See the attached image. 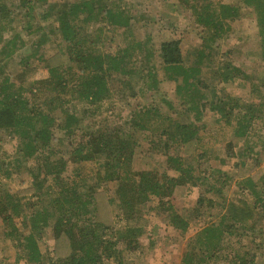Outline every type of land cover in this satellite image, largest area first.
I'll return each instance as SVG.
<instances>
[{
    "label": "trees",
    "instance_id": "1",
    "mask_svg": "<svg viewBox=\"0 0 264 264\" xmlns=\"http://www.w3.org/2000/svg\"><path fill=\"white\" fill-rule=\"evenodd\" d=\"M156 2L184 15L196 44L124 40L158 12ZM156 2L125 12L121 0H18L11 10L0 0V143L17 142L0 152V181L29 176L25 187L0 191V264H133L141 240L154 245L152 219L165 233L193 231L179 264L264 257V178L251 175L264 161V132L251 138L264 129V0ZM242 11L255 16L254 46L243 50L238 39L220 54ZM39 63L48 77L30 81ZM252 68L263 75H248ZM165 84L178 103L155 96ZM123 100L127 120L110 124L105 112ZM205 111L231 130L212 157L196 151ZM151 113L166 123L151 125ZM158 142L161 168H136L134 156ZM185 187L197 188L196 198L176 209L171 198Z\"/></svg>",
    "mask_w": 264,
    "mask_h": 264
},
{
    "label": "rangeland",
    "instance_id": "2",
    "mask_svg": "<svg viewBox=\"0 0 264 264\" xmlns=\"http://www.w3.org/2000/svg\"><path fill=\"white\" fill-rule=\"evenodd\" d=\"M18 0H5L6 4L9 5L10 10L14 8V6L17 4ZM145 3H143V7H147L148 4H152L153 0H143ZM156 2V0H154ZM164 1V0H161ZM228 1V0H224ZM139 0H121V5L124 8L125 12L129 11H136L138 8ZM156 10L158 12L150 19H147L148 21H144L142 23H139L138 25L134 26V30L132 34L124 35V40L128 41L131 38H134L135 40H139L141 42H147V44H151L152 46H156L160 41L168 39V38H181L182 43L184 46L187 45H194L198 41V37L194 33V29L192 26H189L187 21L183 18L182 15L177 16L174 13L169 12L167 9H164L161 7V5H158L160 3L156 2ZM240 21L236 22L233 26V33L230 35L229 38L222 39L219 42V48L218 49L221 54V51L224 53H230L232 52V44L236 40H242V48L245 50L248 48L247 44L250 46H254V39L256 36V24H255V16L247 11L240 12ZM123 30V29H122ZM120 30L119 32H121ZM185 31H188L187 33H184ZM8 34V33H7ZM5 35V37H8V35ZM185 35V36H184ZM183 37V38H182ZM238 37V38H237ZM237 38V39H236ZM123 39V38H122ZM250 39V43H248V40ZM118 38L116 42L118 43ZM235 44V43H234ZM61 46H63L61 44ZM28 47L31 50H34L32 44L28 43ZM256 48V46H255ZM254 48V49H255ZM256 50V49H255ZM42 51V49H41ZM57 52V51H56ZM55 51L50 50L48 54H54L56 55ZM235 63L237 61H234ZM238 63V62H237ZM45 63L38 64V70L35 72L34 76L30 78V81L34 80H43L48 77L47 70L45 69ZM13 67L10 66L8 69V72H12ZM255 69H249L247 71L248 75H257L258 77H261L263 75V72H255ZM172 88L169 86L163 85L159 88L158 93L155 95L156 97L161 95H166L169 98H172V101L177 102V98L174 93H172ZM227 93L234 94L241 100L247 99L249 100V94L247 90L243 89H229L225 88ZM219 90V89H218ZM264 94V90H260ZM254 96L251 101L256 102L257 100L260 101L261 98H258L261 96L260 93H253ZM39 97V96H38ZM249 97V98H248ZM38 101L35 100L33 103H37ZM128 100H123L117 103L115 106L113 105L114 109L113 111L105 112V116H109L108 122L110 124L112 123H118L121 124L124 123L127 120L129 108H127ZM139 105L141 104L140 101L137 102ZM156 103V101H155ZM157 104V103H156ZM147 105V104H146ZM144 104H141V108L146 106ZM112 108V107H111ZM140 108V107H139ZM211 112L205 111L204 116H210L208 119L205 120V127L203 131L200 133V139L197 142V150H201L204 153H207L208 157L215 156L216 154L220 153V148L224 144L225 141H227L231 137V130L223 127L220 124L214 123L213 116L210 115ZM153 113H151V121L150 124L156 126H163L166 123V120H162L161 116H158ZM143 122V119H142ZM151 133L149 129H147L142 135L144 136L146 133ZM264 132V129L262 132L256 136L252 135L253 142L255 140H260ZM148 136H150L148 134ZM153 139L156 140V137H153ZM8 139V138H7ZM7 139L0 143V152L1 154L3 152L10 153V151L13 150V148L16 145L15 140H8ZM157 141V140H156ZM152 148V150H149L148 148ZM142 148V147H141ZM172 151V150H171ZM143 152H145V155H141V153L136 154L134 156L136 165V168L139 169H149V168H161L163 165V160L165 158L164 152H162V147L160 146L159 142L155 145L149 146L147 145V149H144ZM216 158H211V163L213 165H218L219 160H215ZM94 171V164L88 163L85 166V171L83 173V177L87 180L89 177L92 176ZM252 177L254 181H258L259 179L264 178V161H262L259 165V167L252 172ZM29 180V176L27 173H22L18 177H13L11 179H2L0 181V191L8 189L11 192H14L15 190L25 187L26 181ZM197 188H180L177 189L175 194L171 198V202L173 203L174 207L176 209H182L187 208L191 206L196 198L197 195ZM162 227L157 223L156 219L151 220V229L154 240V245L152 248L148 247L146 239L141 240V254H135L133 255L132 259L133 264H179V256L181 254V251L184 247V241L187 240L190 236L193 235V231L188 230L187 233L184 234L183 237L180 235H175L173 233H165L161 231ZM182 238V239H181ZM185 238V239H184ZM173 240L178 241V247L175 249L174 245H171V242ZM183 240V241H182ZM147 244V245H146ZM7 254V257L3 260L6 263L12 262L13 260V251L9 250L5 252ZM1 256V254H0ZM257 264H264V257L260 258V260L257 262Z\"/></svg>",
    "mask_w": 264,
    "mask_h": 264
}]
</instances>
